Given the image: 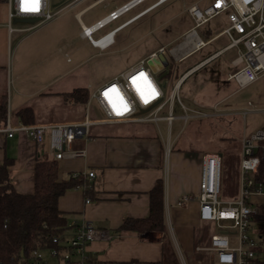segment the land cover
Masks as SVG:
<instances>
[{
  "label": "crops",
  "instance_id": "obj_1",
  "mask_svg": "<svg viewBox=\"0 0 264 264\" xmlns=\"http://www.w3.org/2000/svg\"><path fill=\"white\" fill-rule=\"evenodd\" d=\"M100 1L106 0H95L76 12V17L82 24L84 11ZM128 1L130 0H122L115 8ZM8 12L7 2L0 3V101L4 95H7V115L10 112L16 120L28 124H55L81 119L85 112V103H75L72 99L66 98L65 94L76 87L88 86L74 87L71 76L14 74L15 50L18 48V40L23 35L22 32H25L19 28H25V26H14ZM142 16L124 21L115 27L117 29L114 34ZM10 26L17 29L11 31ZM217 51L219 50L209 56ZM188 78L189 76L178 78L176 84H179V88L181 82ZM193 89L196 90L197 86L190 87V90ZM180 102L186 112L201 111L195 107L190 110L183 105L182 100ZM174 105L173 109H175ZM27 106L33 110V120L30 122L16 116L17 110ZM167 106L169 112L170 106ZM148 112L141 111L145 115ZM166 114H161L160 120H166L168 124L167 137L164 136L159 122L144 120L99 122L93 124L88 136L74 141V148H83L84 155L60 159L55 158L49 147L48 138L39 144L24 131H18L10 137L0 129V163L6 158L13 159L10 175L19 193L35 192V167L38 159H57L59 179L82 174V184L68 189L60 197L59 207L67 214L70 225L75 221H87L95 228L112 235L110 238L103 236L93 240L87 246V250L100 260L116 264L132 260H137L139 264L146 261H159L163 256L165 242L172 244L175 251L176 248L182 250L178 242L175 244L171 242V237L177 240L176 231L180 229L182 230L180 236L182 248L189 251L190 260L195 264L193 262L194 247L208 246L200 245V242L207 239V236H204L205 233L215 230L214 223L205 222L199 218L201 160L205 153L220 152L222 154V152L216 147L203 152L192 137L186 140L181 139L194 118H208L211 115L194 116L186 124L182 121L181 127L172 133L171 126L174 121L170 123L164 118ZM176 118L183 119L181 115H177ZM4 122L0 124V127ZM165 146H168L167 152ZM91 171L95 172L92 177L89 176ZM159 180H162L164 185L165 228L141 232L125 229L116 232L125 218L149 216L151 191ZM86 186L91 190L90 196L86 193ZM185 194H191L193 198L184 201L183 205L178 204V200ZM72 233L71 226L68 229V235ZM208 239L210 240V237ZM207 253L209 255V252ZM182 261L183 264H188L185 258H182Z\"/></svg>",
  "mask_w": 264,
  "mask_h": 264
},
{
  "label": "built area",
  "instance_id": "obj_2",
  "mask_svg": "<svg viewBox=\"0 0 264 264\" xmlns=\"http://www.w3.org/2000/svg\"><path fill=\"white\" fill-rule=\"evenodd\" d=\"M81 0H40L38 12H26L21 6V0H7L8 15L12 20L15 17L30 18L33 24L29 27L19 28L22 31L36 29L53 20L65 8L80 2ZM144 0H130L122 6L115 8L102 19L90 26L83 27L84 35L89 37L92 43L99 48H106L109 36L114 34L117 28L112 29L98 39L92 37V33L104 27L107 23L118 19L130 8L142 3ZM161 1V0H160ZM159 1V2H160ZM145 9L134 17L142 15ZM193 19V25L184 33L183 41L177 46L169 48L171 59L167 57V45H161L137 63L130 66L120 74L104 82L95 88L89 95L85 112L81 119L60 122L55 124H28L16 120L10 112L0 129L7 136L12 137L18 131H24L39 144L48 138L49 147L55 158L67 156H82L83 148H74L77 138L88 136L93 124L99 122L122 121H151L158 123L162 118V109L169 105L170 110L164 116L170 123L177 117L174 114L173 105L180 99L179 84H175L172 93L165 98V91L158 82L156 72L164 70L166 65L174 59L180 62L186 56L203 48L221 35H227L228 44L219 49L209 58L190 67L183 76H189L199 68H202L210 59L215 58L229 49H236V56L232 59L236 67L229 74V79L235 80L239 87H244L260 78L264 74V0H211L210 4L200 6L194 4L189 9ZM226 12L229 25L219 33L203 38L199 28L208 23L212 18ZM89 27H93L91 31ZM11 31L17 29L10 26ZM115 35V34H114ZM108 38L107 40H105ZM105 40L100 43L101 40ZM99 42V44H98ZM154 65L151 66L148 60ZM163 65V68L158 67ZM141 72H145L146 84L156 91V96L146 93L141 95L136 78ZM115 87V88H114ZM150 96V97H149ZM95 100L103 112V117L91 115V101ZM126 109V110H125ZM142 110L149 111L146 115ZM247 111H244L246 114ZM212 113L193 111L186 112L181 117L187 123L194 116H209ZM242 159L240 163V189L235 197L222 198L223 186V157L220 152H209L202 156L200 190L198 194L199 218L205 222H212L215 230L211 233L210 244L206 247H198L211 255V264H255L256 260L264 261V129L244 136L242 139ZM166 152L168 146H165ZM95 172H89L94 176ZM193 198L191 194H185L178 200L183 205L184 201ZM73 233L67 236V244L73 246L76 252L68 250L59 251L57 248L46 250V256L42 250H33L31 257L24 264H49V257H57L58 264H116L96 262L89 256L88 244L100 237L110 238L112 235L95 228L90 222L75 221L71 224ZM238 238V244H233L232 237ZM0 264H6L0 261ZM186 264V263H184Z\"/></svg>",
  "mask_w": 264,
  "mask_h": 264
},
{
  "label": "rangeland",
  "instance_id": "obj_3",
  "mask_svg": "<svg viewBox=\"0 0 264 264\" xmlns=\"http://www.w3.org/2000/svg\"><path fill=\"white\" fill-rule=\"evenodd\" d=\"M93 1L95 0H81L65 8L56 18L37 29L22 32L23 35L18 40L19 45L14 55V74L71 76L74 87L86 85L89 92H92L161 45L168 46L166 55L171 59L172 53L169 48L182 42L184 33L193 25L189 12L191 6L194 4L204 6L211 2V0H165L159 3L160 0H144L118 19L92 33V37L98 39L139 12L149 10L135 22L115 33L109 46L99 48L89 37L83 35V24L85 26L94 24L122 0H106L91 5L83 13L82 24L76 17V12ZM13 24L28 27L33 22L30 18L15 17ZM228 25V16L224 12L205 23V26L200 27L199 30L206 39L204 29H210L211 35H215ZM228 42L227 35H221L180 62L172 59L171 75L168 71L170 66L156 72L158 82L165 91V98L171 95L178 78L183 76L190 67ZM235 56L236 49L225 51L190 74L186 81L181 82L179 88L180 98L186 108L191 110L195 107L212 113L208 118H194L181 139L186 140L192 137L203 152L213 150V147L222 152L224 186L222 198L224 199L235 197L239 193L243 137L264 129V74L256 81L239 87L235 80L227 78L228 74L236 69L232 63ZM194 85L197 89L190 90V87L194 88ZM174 107L173 112L176 115L186 112L179 100L175 101ZM168 108L166 106L161 114H166ZM90 110L93 117L104 116L95 100L91 101ZM244 111L247 113L244 114ZM173 121L172 133L181 127L184 119L176 118ZM159 125L164 136L167 137L166 120H160ZM181 231L180 229L176 231L177 240L171 237V242L173 244L178 242L182 250L175 247V251L172 244L170 246L181 264H183L182 258H185L188 264H193L189 251L182 248ZM211 232L205 233L204 236H207V239L200 242V245H209L208 238ZM232 240L233 244H238L236 236H233ZM193 251L196 257L193 260L195 264H211V258L206 251L198 250L196 246ZM42 252L49 256L48 251L42 249ZM49 264H58V258L50 256Z\"/></svg>",
  "mask_w": 264,
  "mask_h": 264
},
{
  "label": "trees",
  "instance_id": "obj_4",
  "mask_svg": "<svg viewBox=\"0 0 264 264\" xmlns=\"http://www.w3.org/2000/svg\"><path fill=\"white\" fill-rule=\"evenodd\" d=\"M7 0H0L5 3ZM204 36H211V30L204 31ZM169 75L172 74V61L168 64ZM75 103H85L89 99L88 87H76L65 94ZM8 97L4 95L0 101V124L7 116ZM16 116L24 121L33 120L31 107H22ZM12 158L0 163V261L6 264H24L30 259L33 250L76 252L67 244L68 229L71 227L67 214L59 207V199L70 188L82 184V174L59 179L57 159H38L35 167V192L22 193L16 190L10 175ZM151 191L150 214L144 218H125L119 229L134 231L163 230L165 228L163 182L159 180ZM87 195L91 192L86 186ZM170 244L163 243V256L159 261H146L143 264H181ZM90 258L96 262L110 263L100 260L89 252ZM193 258L196 259L195 254ZM119 264H139L137 260ZM255 264H264L256 260Z\"/></svg>",
  "mask_w": 264,
  "mask_h": 264
},
{
  "label": "bare ground",
  "instance_id": "obj_5",
  "mask_svg": "<svg viewBox=\"0 0 264 264\" xmlns=\"http://www.w3.org/2000/svg\"><path fill=\"white\" fill-rule=\"evenodd\" d=\"M161 1H163V0H161ZM161 1H160V2H161ZM160 2H159V3H160ZM92 28H93V27H89L88 30L91 31ZM113 37H114V34H112V35L109 36V40L106 42V43H109L108 46L112 43V41H113ZM107 39H108V38H106L105 40H107ZM105 40H104V39L101 40L100 43L103 44V42H104ZM98 44H99V42H98ZM99 45H100V44H99ZM141 74H143V75H141ZM141 74H139L136 78H134L135 84L138 85V89L140 90L141 95L145 96L146 93L148 94V93H151V91H154V92L152 93L151 96H156V91H155V90H152L151 87H149V84H148V83L146 84V82H145V81H146V80L144 79V78H146V74H145V72H141ZM114 88H115V87H114ZM145 97H146V96H145ZM149 97H150V96H149Z\"/></svg>",
  "mask_w": 264,
  "mask_h": 264
},
{
  "label": "snow or ice",
  "instance_id": "obj_6",
  "mask_svg": "<svg viewBox=\"0 0 264 264\" xmlns=\"http://www.w3.org/2000/svg\"><path fill=\"white\" fill-rule=\"evenodd\" d=\"M39 5H40V0H21V6L23 10L26 12H38Z\"/></svg>",
  "mask_w": 264,
  "mask_h": 264
},
{
  "label": "water",
  "instance_id": "obj_7",
  "mask_svg": "<svg viewBox=\"0 0 264 264\" xmlns=\"http://www.w3.org/2000/svg\"><path fill=\"white\" fill-rule=\"evenodd\" d=\"M148 63H149V65H151V66L154 65V62H153V60H151V59L148 60ZM167 63H168V62H167L166 60H164V64H165L166 66H167ZM162 66H163V65L161 64V65H159L158 67L163 68Z\"/></svg>",
  "mask_w": 264,
  "mask_h": 264
}]
</instances>
